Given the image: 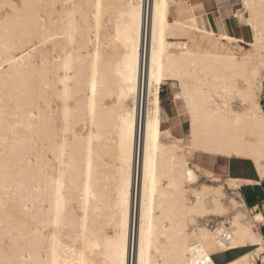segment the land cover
I'll use <instances>...</instances> for the list:
<instances>
[{"label":"bare ground","instance_id":"obj_1","mask_svg":"<svg viewBox=\"0 0 264 264\" xmlns=\"http://www.w3.org/2000/svg\"><path fill=\"white\" fill-rule=\"evenodd\" d=\"M234 2L249 42L185 0H0V264H264L240 181L209 168L264 179V0Z\"/></svg>","mask_w":264,"mask_h":264},{"label":"rangeland","instance_id":"obj_2","mask_svg":"<svg viewBox=\"0 0 264 264\" xmlns=\"http://www.w3.org/2000/svg\"><path fill=\"white\" fill-rule=\"evenodd\" d=\"M185 1L192 5L202 4L203 10H200V8H196L197 9L196 13L199 15L206 14V16L208 13H211V15L214 18H216L218 23L220 19L219 14L222 20L224 17H228L231 20L232 26H234L233 24H235L241 29L243 40L246 42L250 41L251 33H250L249 28L243 22L236 24L235 21L233 20L235 12L241 9V6L238 3H235L234 0H185ZM242 47L245 52L249 50V48L245 46H242ZM177 92H178V87L176 85H172L171 83L167 86H163L161 89V94H160L161 105L164 111L168 114L167 118H165V125H166V128L171 129V131L176 137L185 138V140L188 141V138H189L188 121H187L188 119L184 114L179 113L178 105H175L173 101V96ZM259 102H261L260 104L262 105L263 110H264V90L260 94ZM232 105L235 108H239L237 100H232ZM210 160H209V168L214 173H219V167H221L222 164L227 162V160L221 159V158H212ZM239 161L231 164L230 175L234 174L232 171L247 172L251 170L252 165L250 164V162L245 161V164H241L244 162H239ZM221 176L222 178H225L228 175L221 174ZM199 181L201 184L212 185L211 183H209L208 179H206V177L200 173H199ZM225 192L228 196L235 198L236 201L241 203V205L243 206V208H241L243 213H245L248 217H250L256 224L259 223V219L258 218L256 219L255 217L252 216L254 213L253 210L252 209L249 210L245 206L240 194L237 195L236 193H234L232 195L231 192L229 191H225ZM245 196L247 198L250 197V195H247V194H245ZM220 221L221 220L218 218L210 217L208 218L206 223L209 225V227H215L216 224ZM238 254H241V252L237 251L235 253L230 252L227 254H221V255L214 257L213 261L215 262V264H221L225 260L231 257L237 256ZM257 264H261V263L257 262Z\"/></svg>","mask_w":264,"mask_h":264},{"label":"crops","instance_id":"obj_3","mask_svg":"<svg viewBox=\"0 0 264 264\" xmlns=\"http://www.w3.org/2000/svg\"><path fill=\"white\" fill-rule=\"evenodd\" d=\"M206 20H207V22H208V24L212 30L218 31L220 29V23L221 22L218 23L216 18H214V17L212 18L211 13L207 14ZM222 22H223V26H224L223 28L227 34L232 35L236 38H242L241 29L238 26H236L235 24H233L234 26H232L231 20L228 17H224ZM228 27H229V29H228ZM163 116H164V122H165V118H167L168 114L164 111V109H163ZM239 160H241V161H239ZM237 161L244 162L241 164H245V161L250 162V161H247L245 159L227 160L226 163L222 164L221 167H219V173L224 174V175H228L227 177L235 178V179H238L240 181V188L238 190V193L240 194L245 206L249 210L252 208H255V207H260V205L262 203L264 204V179H260L258 177V175H257L253 165L251 164V162H250V164L252 165V168L250 171H247V172L232 171L234 174L230 175L231 164H233L234 162H237ZM245 194L250 195V197L247 198L245 196ZM252 216L255 217L256 219L258 218L259 221L261 219H263V217H264V215H261L258 213H253ZM232 258L233 257L225 260L224 262H226ZM223 263H221V264H223Z\"/></svg>","mask_w":264,"mask_h":264},{"label":"built area","instance_id":"obj_4","mask_svg":"<svg viewBox=\"0 0 264 264\" xmlns=\"http://www.w3.org/2000/svg\"><path fill=\"white\" fill-rule=\"evenodd\" d=\"M252 210L254 213L264 215V204L262 203L260 207L252 208ZM257 226H258L259 233L262 235L264 239V223H257Z\"/></svg>","mask_w":264,"mask_h":264},{"label":"snow or ice","instance_id":"obj_5","mask_svg":"<svg viewBox=\"0 0 264 264\" xmlns=\"http://www.w3.org/2000/svg\"><path fill=\"white\" fill-rule=\"evenodd\" d=\"M81 264H83V262H81ZM208 264H211V262L209 261Z\"/></svg>","mask_w":264,"mask_h":264}]
</instances>
